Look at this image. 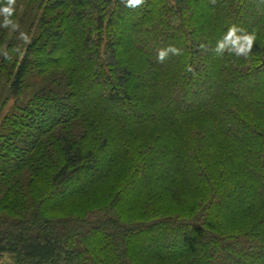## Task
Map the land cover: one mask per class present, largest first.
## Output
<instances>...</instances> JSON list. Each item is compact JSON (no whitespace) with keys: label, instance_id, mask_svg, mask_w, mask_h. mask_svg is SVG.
<instances>
[{"label":"trees","instance_id":"1","mask_svg":"<svg viewBox=\"0 0 264 264\" xmlns=\"http://www.w3.org/2000/svg\"><path fill=\"white\" fill-rule=\"evenodd\" d=\"M12 19L0 264H264V0H16ZM232 24L247 58L212 51Z\"/></svg>","mask_w":264,"mask_h":264},{"label":"clouds","instance_id":"2","mask_svg":"<svg viewBox=\"0 0 264 264\" xmlns=\"http://www.w3.org/2000/svg\"><path fill=\"white\" fill-rule=\"evenodd\" d=\"M120 2L127 8L136 9L143 6L146 0H120ZM15 5L16 0H3V4L0 6V17H3L2 21H0V28L10 29L12 31L19 29V24L12 19L15 12ZM20 37L26 42L28 41L26 33L20 32ZM256 38L255 32L249 33L243 27L232 24L223 36L216 41L212 51L219 57H222L227 52L229 55L234 54L237 57L247 58L252 51ZM200 47L206 49L207 46L201 44ZM170 54L179 56L182 54V49L174 45H169L158 51L156 59L158 62L163 63ZM5 57L8 58L7 53H5ZM187 71L192 72L193 69L189 66Z\"/></svg>","mask_w":264,"mask_h":264},{"label":"rangeland","instance_id":"3","mask_svg":"<svg viewBox=\"0 0 264 264\" xmlns=\"http://www.w3.org/2000/svg\"><path fill=\"white\" fill-rule=\"evenodd\" d=\"M21 9V8H20ZM22 11V9H21ZM3 17H0V21H2ZM16 21V20H15ZM19 26H20V20L16 21ZM14 31L10 30V29H6V36L7 37H12L13 36ZM157 56H155V60H156ZM5 108V107H4ZM4 108H2V103L0 102V118L2 113L4 112ZM111 180H108V182L105 181V183H103L99 188L95 189L94 191H92V193L90 195H81L80 197H78L76 199V202L69 204L68 206H66L65 208L58 210L57 212L52 213V216H57V215H62V214H69V213H77L78 211H80V209H86V208H90L94 205H96V202L98 201V199H100L102 197V193L104 190H106V188H108L111 183L113 182ZM39 190L42 188L41 184H39ZM37 189L35 188L33 191L34 193L37 192ZM92 201V202H91ZM178 204L175 203V201L173 199H168L167 201H164L161 206H164L168 209H170L171 211H177L179 209V206H177ZM3 209L2 207H0V212H2Z\"/></svg>","mask_w":264,"mask_h":264}]
</instances>
